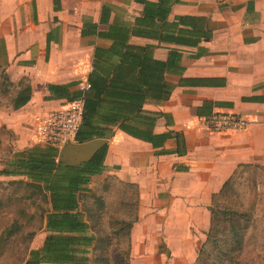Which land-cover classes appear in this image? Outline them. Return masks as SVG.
<instances>
[{
    "label": "crops",
    "instance_id": "obj_1",
    "mask_svg": "<svg viewBox=\"0 0 264 264\" xmlns=\"http://www.w3.org/2000/svg\"><path fill=\"white\" fill-rule=\"evenodd\" d=\"M141 11L137 0H0V70L15 93L19 81L31 87L20 108L0 104V133L13 135L4 146L20 151L35 144V116L68 102L46 100L47 85L71 83L69 90L77 91L88 80L95 48L111 44L100 32L133 24ZM178 15L205 18L210 36L197 46H168L180 49L182 70L166 74L174 85L170 97L145 108L164 113L153 132H176L181 144L171 136L153 147L115 129L103 163L137 189L130 254L135 246L164 244L173 262L188 264L210 226L212 194L238 167L264 166V0H186L172 6L169 19ZM130 42L154 41L132 36ZM168 47L155 48L154 57L165 60ZM182 78L187 82L180 84ZM212 112L238 113L248 125L213 130L205 123Z\"/></svg>",
    "mask_w": 264,
    "mask_h": 264
},
{
    "label": "trees",
    "instance_id": "obj_2",
    "mask_svg": "<svg viewBox=\"0 0 264 264\" xmlns=\"http://www.w3.org/2000/svg\"><path fill=\"white\" fill-rule=\"evenodd\" d=\"M185 1L137 0L142 4V11L133 24H112L105 32H100L102 37L111 40V44L108 48H95L93 68L87 78L90 88L83 93L82 122L75 142L109 138L115 129H119L150 142L153 147H161L171 136L181 144L176 132H153L156 119L164 113L148 110L145 104L167 100L174 85L167 81L166 74L182 70L180 49L168 46H197L210 36L206 19L201 16L178 15L169 19L172 6ZM249 1L251 4L253 0ZM132 36L154 42L132 43ZM157 47L170 48L165 60L154 57L153 51ZM0 71L6 82L12 85L4 71ZM187 80L182 78L180 84ZM18 84L20 89L11 102L13 109L26 104L31 96L29 83L22 80ZM70 84H48L50 95L44 98L72 100L79 96V92L69 90ZM106 151L107 144L91 160L72 167L58 161L59 148L35 144L15 153L10 169L0 170L2 175L24 177L14 180V183L32 187L34 194L40 196L45 204L40 216L47 234L39 247L27 248L25 256L19 260L20 264H109L108 252L113 246L111 235L125 237L119 261L120 264H129L130 228L137 220V191L134 215L130 219L119 220L120 228L113 233H105L91 223L93 217L96 223L100 221L102 214L84 203L85 197L92 193L91 177L104 170ZM176 152L181 150L178 148ZM233 175L218 192L212 194L210 226L193 264H242L244 236L252 217L248 211L216 208L219 197L232 184ZM34 194L32 192L28 198ZM19 229L14 221L0 235V256L7 248V240ZM33 232L28 233L31 239Z\"/></svg>",
    "mask_w": 264,
    "mask_h": 264
},
{
    "label": "rangeland",
    "instance_id": "obj_3",
    "mask_svg": "<svg viewBox=\"0 0 264 264\" xmlns=\"http://www.w3.org/2000/svg\"><path fill=\"white\" fill-rule=\"evenodd\" d=\"M3 75L0 71V104L8 106L16 88L6 82ZM12 136L3 129L0 133V170L10 169L15 153L19 152L4 146V140H10ZM21 178L24 177L0 174V235L14 221L16 227H20L19 232L7 240V248L0 256V264H20L19 260L25 256L28 247L35 248L41 244L40 237L44 232L40 216L42 207L45 206L43 199L34 194L32 187H21L14 183V180ZM90 187L92 196L88 194L84 203L102 214L100 221L96 223L93 217L91 223L105 233L117 232L120 228L119 220L130 219L135 213L136 186L104 169L101 174L91 177ZM32 192L34 195L28 198ZM218 205L216 208L219 210L229 208L248 211L252 218L244 236L242 264H264V166L248 164L238 167L232 184L219 197ZM30 231H34L32 239L28 237ZM111 237L113 246L108 252L109 264H120L125 237ZM134 249V254H130L129 264H179L172 261L170 250L164 244L135 246Z\"/></svg>",
    "mask_w": 264,
    "mask_h": 264
},
{
    "label": "built area",
    "instance_id": "obj_4",
    "mask_svg": "<svg viewBox=\"0 0 264 264\" xmlns=\"http://www.w3.org/2000/svg\"><path fill=\"white\" fill-rule=\"evenodd\" d=\"M90 88L88 80L78 84L79 96L68 101L64 107L37 115L34 118L37 144H48L61 148L67 142L75 141L82 122L84 109L83 93ZM206 125L216 131L244 130L247 119L238 113L212 112L205 118Z\"/></svg>",
    "mask_w": 264,
    "mask_h": 264
},
{
    "label": "water",
    "instance_id": "obj_5",
    "mask_svg": "<svg viewBox=\"0 0 264 264\" xmlns=\"http://www.w3.org/2000/svg\"><path fill=\"white\" fill-rule=\"evenodd\" d=\"M107 143V138H94L85 142H67L59 150L58 161L68 166H78L91 160Z\"/></svg>",
    "mask_w": 264,
    "mask_h": 264
}]
</instances>
